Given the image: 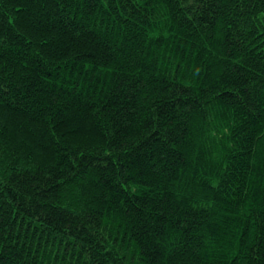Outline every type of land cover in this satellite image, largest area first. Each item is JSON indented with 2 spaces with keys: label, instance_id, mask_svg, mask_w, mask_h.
Returning <instances> with one entry per match:
<instances>
[{
  "label": "trees",
  "instance_id": "obj_1",
  "mask_svg": "<svg viewBox=\"0 0 264 264\" xmlns=\"http://www.w3.org/2000/svg\"><path fill=\"white\" fill-rule=\"evenodd\" d=\"M0 264H264V0H0Z\"/></svg>",
  "mask_w": 264,
  "mask_h": 264
}]
</instances>
